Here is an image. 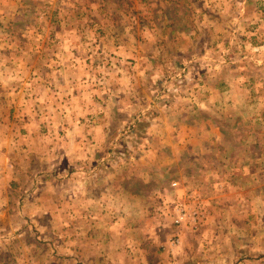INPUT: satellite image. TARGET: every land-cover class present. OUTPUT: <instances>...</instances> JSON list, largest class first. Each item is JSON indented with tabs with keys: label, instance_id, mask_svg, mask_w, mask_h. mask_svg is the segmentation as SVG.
Wrapping results in <instances>:
<instances>
[{
	"label": "rangeland",
	"instance_id": "1",
	"mask_svg": "<svg viewBox=\"0 0 264 264\" xmlns=\"http://www.w3.org/2000/svg\"><path fill=\"white\" fill-rule=\"evenodd\" d=\"M0 152V264H264V0H0Z\"/></svg>",
	"mask_w": 264,
	"mask_h": 264
},
{
	"label": "crops",
	"instance_id": "2",
	"mask_svg": "<svg viewBox=\"0 0 264 264\" xmlns=\"http://www.w3.org/2000/svg\"><path fill=\"white\" fill-rule=\"evenodd\" d=\"M0 156H2L3 157V155H2V152H0ZM3 167H0V171H1V169H2ZM16 180V179H15ZM16 182V181H15ZM32 196V198L30 199V204H28L27 203V205H30V206H35V207H37V208H39L41 211L43 210V209H52V204H51V206H50V203H47L46 201H44V203L41 201V200H39V201H35V200H37L38 198V196H33V195H31ZM57 207V206H56ZM49 213H54V211L52 210V212H51V210H47L46 211V214H49ZM51 216V215H50ZM65 240V239H64ZM66 241H69V239L67 238L66 239ZM70 255V254H69ZM71 256H81V255H76V254H73V255H71Z\"/></svg>",
	"mask_w": 264,
	"mask_h": 264
},
{
	"label": "built area",
	"instance_id": "3",
	"mask_svg": "<svg viewBox=\"0 0 264 264\" xmlns=\"http://www.w3.org/2000/svg\"><path fill=\"white\" fill-rule=\"evenodd\" d=\"M173 185H174V184H173ZM181 211H183V210H182V209H180V212H181ZM182 216H183V215H182ZM182 216L180 215V218L176 220V222H177V223H179L180 219H183V217H182Z\"/></svg>",
	"mask_w": 264,
	"mask_h": 264
}]
</instances>
